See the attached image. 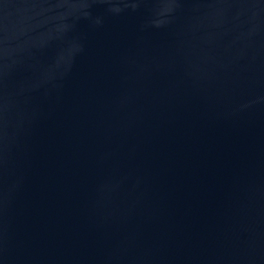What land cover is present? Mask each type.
Instances as JSON below:
<instances>
[{
  "label": "water",
  "instance_id": "water-1",
  "mask_svg": "<svg viewBox=\"0 0 264 264\" xmlns=\"http://www.w3.org/2000/svg\"><path fill=\"white\" fill-rule=\"evenodd\" d=\"M0 264H264V0H0Z\"/></svg>",
  "mask_w": 264,
  "mask_h": 264
}]
</instances>
